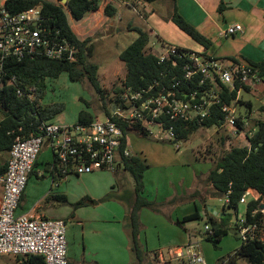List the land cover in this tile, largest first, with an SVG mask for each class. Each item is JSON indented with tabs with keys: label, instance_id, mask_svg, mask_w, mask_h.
<instances>
[{
	"label": "built area",
	"instance_id": "1",
	"mask_svg": "<svg viewBox=\"0 0 264 264\" xmlns=\"http://www.w3.org/2000/svg\"><path fill=\"white\" fill-rule=\"evenodd\" d=\"M5 3L6 0H0V80L7 78L4 67L10 59L18 62L38 57L66 62L76 60L75 47L60 37L58 31L45 26L41 7L12 15L6 10ZM243 32V25L235 23L228 25L222 36L234 37ZM146 52L157 58L161 67L159 75L147 87L134 89L122 85L121 92L115 97L117 103L104 122L97 118L90 124L44 122L39 126L37 136L16 138L9 152L7 170L0 175L3 191L0 257L44 256L46 264H69L65 220L17 215L45 143L54 151L56 173L65 178L119 169L123 156L131 155L129 148L121 150L123 139L128 141L125 132L138 129L151 136V129L156 127L160 131L156 138L161 139L160 135L166 134V138L177 143L175 123L203 126L218 115L222 117L220 128L238 132V119L246 127V118L238 114L239 101L247 87L261 80L251 66L166 43L158 51L153 45L146 48ZM8 82L16 86L18 97L24 95L15 76ZM233 92L236 97L231 99ZM30 93V99L35 100V89L32 88ZM170 122L173 124L168 126ZM255 131L246 132V142ZM239 132H245V129ZM245 197L241 203L245 202ZM205 230L212 232L210 225H206ZM259 231L256 223L247 224L246 219L238 221L243 242L255 238L263 240ZM175 258L179 264H208L196 242L176 250Z\"/></svg>",
	"mask_w": 264,
	"mask_h": 264
},
{
	"label": "rangeland",
	"instance_id": "2",
	"mask_svg": "<svg viewBox=\"0 0 264 264\" xmlns=\"http://www.w3.org/2000/svg\"><path fill=\"white\" fill-rule=\"evenodd\" d=\"M55 3L65 5L61 0ZM159 4L160 2H155L137 6L136 12L126 8L125 12L130 15L132 21L129 22V18L122 21L117 18L114 22L115 27L111 31L117 27L118 29L113 33L107 36V33L105 35L99 31L91 37L95 41H92L93 53L89 61L99 67L98 75L104 89L103 97L94 90L87 78L80 83L62 75L57 80L47 81V91L41 100V106L63 107L62 112L54 118L55 123L74 125L83 110L88 111L101 122L106 120V111H111L114 106L112 102L116 97L115 91L122 86L126 77V67L119 56L139 37V30L148 35L147 49L154 45V50L158 51L164 43L192 50L202 48L201 44L195 42L173 23L172 16H169L165 8L160 7ZM153 9L155 11H152ZM141 12L149 14V19L144 18ZM214 12V16L223 27L224 22L221 18L224 10L220 11L219 6ZM226 15L235 16V13L228 10ZM253 20L257 21V19ZM69 21L74 26L75 23ZM129 23L133 24V27H129ZM209 27V24L205 26L207 30ZM216 31L217 29H212L211 33L215 34ZM238 39L212 38V42L217 49H229L231 47L227 45ZM241 98L244 102L251 103V107L241 104L238 106V114H242L247 120L245 132L225 128L200 129L187 141L177 143L166 138V134L160 135L161 139L156 138L155 136L160 134L156 127L151 129L153 135L149 137H144L136 131L128 133L129 150L132 155L145 158L149 165L143 179L144 195L153 205L141 211L140 236L142 244L147 249V259H149L147 261L152 264H177L175 261L169 263L171 259L168 255L169 251H176L185 246L192 236L196 239L193 243L199 242L200 250L208 264H231L228 261L230 256L241 246L242 239L236 224L246 219L247 205L254 200V196L247 194L245 202L239 204L238 212L232 209L225 210L226 197L218 194L207 177L227 151L245 144L246 132L253 130L256 121H264V77L263 82L261 80L253 82L250 90L243 93ZM2 118L0 114V120ZM110 180L113 184L108 187ZM134 185V179L129 172H123L119 178L113 171H101L73 178L65 188L69 201L66 208L70 210L66 216L74 213L66 220L68 241L71 242L73 230L78 231L77 228H83L78 227V222H81L87 231L94 226L101 235L102 231L104 232L107 247L113 251L114 256L112 258L109 252L108 257H102L100 254L97 261L101 264H131L132 254L129 256V252L127 255L123 235L121 236L123 233L121 222L126 211L115 197L122 196L123 192ZM176 195L180 198L170 206L166 199ZM83 199L94 200L96 204L75 209L74 204ZM194 213H198L200 219L186 221L181 226L177 224V220L183 222L185 217ZM170 214L174 218L172 224L168 217ZM212 217L218 223L224 221L228 226L229 233L217 244L218 247L206 240L208 233L205 226H211ZM101 235H94L93 238L100 241ZM259 235L264 240V223ZM109 238H113L114 242L110 243ZM161 256L166 262H163ZM14 258L2 256L0 264L8 262L14 264ZM147 261L144 263L149 264ZM234 264H248V262L239 259Z\"/></svg>",
	"mask_w": 264,
	"mask_h": 264
},
{
	"label": "trees",
	"instance_id": "3",
	"mask_svg": "<svg viewBox=\"0 0 264 264\" xmlns=\"http://www.w3.org/2000/svg\"><path fill=\"white\" fill-rule=\"evenodd\" d=\"M137 1L147 4L154 3L158 0H126ZM174 3L172 13L173 23L190 36L195 42L204 47H208L209 41L202 36L193 26L188 24L180 15L177 8V1ZM100 0H67L65 5L50 2L47 0H6L5 8L12 15L20 14L31 8L41 7L42 15L45 18V26L48 29L59 32L60 37L66 39L76 49V60L74 62L55 61L45 57H38L32 60L15 61L8 60L5 64L7 78L0 80V114L3 118L0 120V175L7 170L8 156L17 137L30 138L39 134V126L44 122H52L59 115L63 107L41 106V100L47 91V81H53L66 75L70 80L83 82L87 78L94 90L101 96H104V89L99 79V67L89 61L93 53L92 38L80 40L73 32L69 16L76 22L82 21L88 13L96 12L99 9ZM225 9L224 2L220 5V11ZM117 9L108 4L105 7V15L114 18ZM149 44L147 33L139 30V37L132 42L121 54L120 60L126 67V77L122 82L124 87L142 88L150 85L160 73V65L157 58L146 52ZM233 61H236L232 59ZM237 62V61H236ZM247 65L251 66L257 77H264V61H248ZM16 77L19 87L24 91L22 97L17 96V88L8 82L11 77ZM122 86V87H123ZM35 89L36 99H30L31 89ZM250 90L249 87L246 88ZM121 88L116 89L118 95ZM236 97V93L231 94V99ZM116 105V99L112 102ZM230 103V101H228ZM241 105L251 107L250 102L240 100ZM111 111H106L105 115L110 116ZM96 118L88 111L83 110L79 113L78 122L80 124H90ZM221 115L217 118L207 120L203 126L196 124L175 123L176 140L187 141L194 133L202 127L212 129L220 128ZM173 123H169L168 126ZM125 131L128 130L124 127ZM238 130H243L244 125L241 119L237 120ZM253 129H256L253 136L248 138L244 145L236 146L227 151L217 163V166L210 172L208 181L222 197L228 196L229 202L224 208L232 209L238 212L239 204L244 196L252 190L259 195L248 203L246 210L247 224L256 223L258 229L262 228L264 223V213L261 210L262 201L264 200V121H256ZM130 131V130H129ZM139 131L144 137H149L148 133ZM128 132H125V136ZM129 148V141L123 139L122 152ZM131 152V151H130ZM125 171L129 172L134 179L135 201L130 205V212L126 219L125 226L129 229L131 235V252L134 255L135 263L142 264L145 251L140 243V212L152 207V202L144 196L143 179L149 169L146 160L137 155L122 158V166ZM67 202L66 198H62ZM94 200H81L74 204L78 209L88 205H94ZM255 215L253 216V213ZM200 216L194 213L185 217L182 223L191 220H198ZM212 232L208 233L207 241L215 247L229 233L228 226L224 221L218 223L213 217L210 218ZM238 230V223L236 224ZM240 239V238H239ZM20 264H46L44 256L17 257ZM244 259L248 264H264V240L255 238L248 242H243L241 246L230 256L229 262L234 264L236 260Z\"/></svg>",
	"mask_w": 264,
	"mask_h": 264
},
{
	"label": "crops",
	"instance_id": "4",
	"mask_svg": "<svg viewBox=\"0 0 264 264\" xmlns=\"http://www.w3.org/2000/svg\"><path fill=\"white\" fill-rule=\"evenodd\" d=\"M47 1L54 3L57 2V0ZM156 2H160L159 6L165 8V11L169 13V16H172L174 10V3L172 0H158ZM222 2H224L225 5V9L221 18V21L224 22L223 27L221 26L219 20H217V18L214 16V10L216 11V9L219 8ZM108 4H112L117 9V14L114 18H109L105 15V7ZM145 4L147 3L126 0H100L99 9L96 12L88 13L82 21L76 22L69 16V20L75 23L74 26L71 23L70 25L73 32L80 40H85L89 37L91 38L99 31H101L105 35L107 33L108 36L110 35V33H113L115 29H118L117 27L111 31V29L115 27L114 22L117 18H119L121 21L123 19L129 18V22L132 21L130 15H127V12H125L126 8L133 9L136 12L137 9L135 8L137 6H145ZM177 8L184 20L188 24L193 26L202 36H204L209 41L208 47L202 46V48L197 51H204L208 55L217 59H234L237 62L243 64H247L248 61H264V0H178ZM228 10L233 11L235 13V16H227L226 14ZM152 11L155 10L153 9ZM141 13H143L144 18L149 19V14H147L146 12ZM253 19H257V21ZM235 23H239L244 27L243 33L233 37L239 39L235 40L232 44L227 45L231 47L229 49H217L216 47H214L212 38L222 39V32L224 31V29H226L228 25ZM207 24H209L210 26L209 30L205 28ZM130 26L133 27V24L130 25L129 23V27ZM212 29H217L215 34L213 32L211 33ZM94 41L95 40H93V42ZM261 80L263 82V79ZM54 164V151L49 144L45 143L42 151L38 156L34 171L29 178L27 188L17 210L18 215L24 214L31 217L63 219L65 221L73 216V212L70 215L66 216V213L70 210L66 208V205L69 201L66 196L65 188L73 180V178H78L83 175H70L63 178L56 173ZM123 172L127 171H125L123 167H120L113 173L116 177L119 178L121 175H123ZM86 175L89 174H85V176ZM112 184L113 181L110 180L107 185L109 187ZM134 187L135 185L132 188L128 189L126 192H123V197H115V200L119 204H121L126 211L123 221L121 222L123 224V233H121V236L123 235L122 237L127 255H129V252V256H131L132 254L131 264L135 263V258L133 253L131 252L130 231L125 226V224L130 212V205L136 199V195L134 194ZM2 194L3 191L0 186V204L2 200ZM144 194L145 190L143 196L147 200H149ZM247 194L253 195L254 200L258 199L259 197L256 191L250 190ZM64 197L67 200L66 203L62 200V198ZM177 198L180 197L177 195L170 196L166 200L168 201V204H170V206H173ZM171 215L172 214H170V216L168 217L172 224L174 223V218ZM78 227L83 228H77L78 231L73 230V233L71 234V237L73 239L70 238L71 242L68 241L67 238L69 264H101L97 261V257L100 254L102 255V257H108V252L109 254H111V257L114 258L112 254L113 251H110V249L107 247L108 243L105 240L103 231L101 235V232L99 230H96L94 226H91L90 230L87 231L81 222H78ZM94 235H101L102 238L100 239V241H96L93 238ZM139 240L146 253L142 263L145 264L144 262L149 260L147 259V249L145 245L142 244L141 236H139ZM195 240V237L192 236L188 243H191ZM109 242L113 243L114 239L109 238ZM196 243L199 244V242ZM168 255L171 257L169 263L175 261L177 264H179L178 260L175 258V251L170 250ZM161 258L164 260L163 262H166L163 256H161ZM14 259V264H20L17 258ZM147 263L152 264L150 261H147ZM5 264L12 263L8 262Z\"/></svg>",
	"mask_w": 264,
	"mask_h": 264
},
{
	"label": "water",
	"instance_id": "5",
	"mask_svg": "<svg viewBox=\"0 0 264 264\" xmlns=\"http://www.w3.org/2000/svg\"><path fill=\"white\" fill-rule=\"evenodd\" d=\"M64 4H66L67 3V0H61ZM174 143H176V141L174 142ZM264 209V206H262L261 207V210H263Z\"/></svg>",
	"mask_w": 264,
	"mask_h": 264
}]
</instances>
